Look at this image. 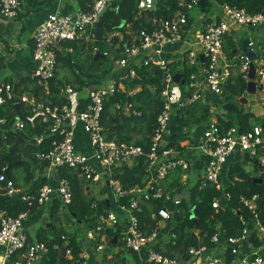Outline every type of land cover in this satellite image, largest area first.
Wrapping results in <instances>:
<instances>
[{"label":"built area","instance_id":"built-area-1","mask_svg":"<svg viewBox=\"0 0 264 264\" xmlns=\"http://www.w3.org/2000/svg\"><path fill=\"white\" fill-rule=\"evenodd\" d=\"M23 0H0V15L6 18L18 16ZM116 0H91L87 3L86 10L78 9L74 13L50 12L39 22L32 35L33 49L31 51L32 71L30 77L37 76L43 82L36 80L44 87V96L17 94L13 84L0 80V127L9 125V129L23 130L26 122L31 127L44 126L40 133L34 137L37 146L46 144L44 148H39L35 152V158L39 161L47 162L50 166L59 168L67 167L76 172L85 181L91 183L105 182L110 188H114V195L119 197V210L122 217H128V222L120 231L119 240L122 246L128 250L144 253L143 264H180L181 258L157 251L155 247L162 243H169L170 246H177L178 235L174 232H163L166 222L171 219L172 210L168 206H162L150 213L154 220V225L149 229V233H144L142 228L147 227L141 221L139 214L143 213L144 204L151 205L154 200L173 203L177 205L181 197L171 192L166 187L165 177L171 169L176 167L182 170L180 181L185 184L188 179V170L191 164L182 157L174 148L166 147V139L170 134L169 122L176 110L182 109L185 104H192L201 96L200 87L206 85L208 90L215 94L222 92V86L231 76V67L237 66L238 70L247 74L250 60L244 55H238L236 61L222 63V43L224 36L232 29L238 27H264L263 12H248L244 8L233 7L223 4L221 7V18L212 19V23L205 29L200 30L194 36L192 44H199L202 47L205 60H200V54L194 56L189 62H195L201 66V73L198 75L191 73L188 76L189 89L184 91L186 95L179 91V83L173 80L172 67L165 57L164 49L173 43H183L184 37L189 29V15L179 10L173 16L161 19L159 24L152 30L141 29L133 37L128 36L124 46L115 52L117 57L113 61L116 67L126 69L124 78L136 76L135 65L149 67L157 66L162 71L158 98L161 102L160 110L156 116L155 128L150 137L147 147L130 140H123L116 136H108L101 122V115L104 108V100L107 97L115 96L119 91L118 78H111L106 86H90L87 89L84 104L74 100L75 90L72 86L65 85L62 92L68 96V101L63 103L51 100L47 82L56 79L58 70L57 50L74 53L73 46L60 45L66 42H73L77 46L88 45V51L93 56L100 52L109 56L111 51H100L96 45L94 26L98 22V14L104 7H110ZM152 0H138L139 9H149ZM186 7L191 9L193 3ZM115 34V33H114ZM113 34V35H114ZM112 35L107 37L110 44ZM249 46L255 53L258 62L255 66V80L264 84V49L258 47L253 39H249ZM63 47V46H62ZM63 49V50H62ZM154 90V88H151ZM132 91V90H131ZM128 92L133 95L135 92ZM187 93H190L187 96ZM17 105V118L9 121L6 114L9 105ZM21 105H24L19 112ZM115 109H120L127 115L139 116L141 112L134 109L129 102H115ZM20 116V117H19ZM81 123L83 131L87 134L91 152H81L75 145L74 122ZM201 157L206 158L203 166L201 179L196 183L198 189L213 187L220 191L224 201H229L231 194L226 191L219 181V175L223 169L227 158L235 151L240 150L248 153L251 157L258 154L259 149H264V128L262 124H253L245 131H240L238 127L231 126L221 130L215 119H211L205 124L202 131L201 140L196 146ZM144 157L146 171L149 179L145 184H135L128 188H123L116 184L112 176V167L126 160L135 161L139 157ZM96 161L97 164H94ZM264 165V158L261 159ZM5 169V167L3 168ZM2 169V170H3ZM107 171V179L103 176ZM14 187L13 180L7 177L4 172H0V195H10ZM22 199L28 206L43 205L58 199L61 206H66L72 201V190L67 178H58L54 185L44 184L40 186L33 195L23 192ZM264 197L259 194L251 196L239 195V203L250 211L253 222L256 224V232L261 238L260 243L264 247V222H261L258 214L259 204ZM127 199V200H126ZM213 208L220 206V197H213L211 201ZM29 210L20 212L13 216L5 210H0V264H7L13 255L19 254L18 260L14 264H32L39 257L48 252L47 245L39 240L30 241L25 229L24 221L28 217ZM193 217V216H192ZM118 222V216L113 211L99 213L97 223L94 227L88 228L86 238L92 242L93 251L101 253L109 245L104 237V231ZM244 223V220H242ZM159 224L161 225L159 227ZM196 229V228H195ZM194 233L198 235V231ZM250 230L244 226L237 235H228L224 238L226 250L234 255L232 260L226 261L223 253L215 252L207 244L189 245L184 249L188 257L187 264H264V258L258 250L255 252L240 254V246L248 239ZM162 235V236H159ZM165 236V238H163ZM65 239V236L61 237ZM209 241L217 246L220 243L219 233L215 232ZM68 242V241H65ZM65 256L72 257L71 249L67 244H63ZM52 248V247H51ZM61 245L55 244L53 249L59 250ZM225 250V251H226ZM24 258L23 262H20ZM73 264H93L86 256L77 258ZM184 264V263H183Z\"/></svg>","mask_w":264,"mask_h":264},{"label":"trees","instance_id":"trees-1","mask_svg":"<svg viewBox=\"0 0 264 264\" xmlns=\"http://www.w3.org/2000/svg\"><path fill=\"white\" fill-rule=\"evenodd\" d=\"M55 0H46L39 4L49 3ZM78 5L81 9L86 10L88 8L87 3L91 0H77ZM138 0H116L110 7L105 11V13L99 18V35L95 40L94 45L98 47L100 51L108 50L112 51L114 45L119 43V48L121 49L128 40L127 31H132V33L137 34L141 29L146 31L152 30L157 26V22L163 19L165 16H173L177 11V7H180V11L184 12L188 9L187 4L192 3V0H158L157 6L154 11L150 9H139L137 7ZM183 3L182 5L180 3ZM36 3V1L34 2ZM223 4H228L233 7L244 8L248 12H263L264 13V0H202L201 5L197 6L193 3L191 9H196L197 11L206 14L218 13L221 11ZM37 5V4H36ZM175 8V11H173ZM174 12V13H172ZM153 18L156 22L153 24ZM189 18V17H188ZM219 19V18H217ZM116 32H120L123 38L119 41L114 35L111 37L110 44L106 41L109 35ZM33 44V40H32ZM67 45H74L73 42H66ZM33 46V45H32ZM84 47V44L82 45ZM81 48V47H80ZM33 49V47H32ZM31 49V51H32ZM91 50V46H88ZM236 49V44L234 39L229 35H225L222 43V50L228 59L234 58L237 54L233 52ZM118 52L119 50H113ZM90 59L91 64H89V69L84 70L82 65L77 63L78 59L75 55H70V53L62 52L57 50V61L61 68L71 71L75 75V80L79 84V88L83 85L85 79H82L85 75L87 77L93 78L96 73L93 70L102 66L103 63H109L107 68H102L100 70V76L104 75L105 78L108 76L115 75L113 61L117 57L115 54L112 59L105 57H98L93 60V56L90 54L87 56ZM170 65H172L170 63ZM31 67V65H30ZM194 68V66H193ZM235 68L237 66L235 65ZM192 68H189L191 70ZM126 70V69H125ZM136 76L132 79H124L123 83L125 85L123 90H119L115 96L107 97L104 100V108L101 115V122L103 126L109 128L111 123H119L122 120L123 125L129 126L130 129L128 134L120 135V139L131 140L133 134H137L140 131H144V139L137 140L135 143L142 145L144 148L150 141V137L155 128L156 116L160 110L161 102L158 98V91L160 89L162 71L155 65L149 67L135 65ZM32 68L27 67V75H24L17 82H12L14 90L17 94L22 93H32L39 96H44V87L39 84L36 80L30 77ZM90 71V72H89ZM172 71L175 73L174 69ZM113 72V75H111ZM57 74V72H56ZM56 77V76H55ZM183 77V74H181ZM104 78V79H105ZM117 78V77H115ZM66 77H64V80ZM185 82L187 78H184ZM184 82V84H185ZM179 83L181 85H184ZM247 77L245 73L238 72L235 76H230L222 86V92L219 94L220 100L225 99L229 102L232 107V114H228L224 111L225 116H216L215 119L217 125L221 130L228 129L231 126H236L240 131H245L250 129L253 124H259V120L251 113H243L238 107L237 103L234 102V97L241 96L246 91ZM49 89V94L53 102L63 103L64 98L58 96V87L63 86V81H58L50 79L47 82ZM138 90L133 95H128L127 93L134 89ZM151 88H154L152 90ZM182 89V94L186 95L184 88ZM129 102L132 104L134 109L139 110L141 114L139 116L127 115L120 109H112L114 102ZM198 101V100H197ZM192 104H185L182 109L176 110L169 122L170 129V139L166 142L165 146L169 148H174L178 151H182L183 147L180 146V142L190 139L192 135L200 133L205 128V124L211 120L210 118V105L209 103L201 102L199 103V108L196 106V102ZM221 106V104H220ZM9 121L15 120L17 117V109L14 105H9L6 111ZM219 115V114H217ZM20 117V116H19ZM254 119L252 123L251 119ZM26 125L29 122L25 121ZM197 125V127H195ZM38 126V125H36ZM44 126L40 125L32 129V132L36 134L42 131ZM27 129V127H26ZM114 129V128H113ZM17 133L9 129V125L0 127V172L7 166L6 162H14L19 160V165L25 163L22 159L23 155H31V152H35L39 148H44L46 144L40 147L33 144L25 142V139L17 137ZM112 137L115 135L108 134ZM117 137V136H116ZM192 141V139H191ZM35 152L32 158H35ZM248 154V153H247ZM7 158V161H5ZM36 159V158H35ZM198 167L201 168L206 163V158L201 157L197 161ZM18 165H13L8 168V172L4 174L13 180L14 187H17V180L12 173V169ZM58 176L59 178H67L71 185L72 190V201L70 204L66 205L64 208L70 214H73L75 218L80 221H84L88 228L94 227L97 223V215L101 212L106 213L109 209V205L106 199H101L99 201H94L90 198L88 194L84 191L83 179L76 174V172L67 167H59ZM182 170L178 167L171 169L165 177L170 179L171 183L167 186L171 189V192L181 190L182 183L180 181V175ZM249 176L247 172L243 169L240 164L235 163L229 169L227 173L228 184L225 187L226 191H229L231 198L229 201H224L222 193L213 187L198 189L197 185H193L190 188V193L187 199H181L180 203L173 205V203H165L161 200H154L148 207V204H144L143 213L139 214L141 221H144L147 227L142 228L144 233H149V229L154 225V220L150 217V213L155 211L157 208L162 206H168L172 210L171 219L166 222V226L163 232L169 231L174 232L178 235L177 246L172 247L169 243H162L155 247L157 251H162L165 254L176 257L177 255L184 259V264H187L188 257L184 253V249L189 245L207 244L209 247L214 246L209 238L215 232L219 233L220 242L228 235H237L240 233L241 229L246 226L250 232L248 236V241L254 246L259 244V239L255 236V231H253L252 223L253 216L248 211L247 208L239 203V195L251 196L253 194H259L260 196L264 193V179L262 182H252L246 181V177ZM31 177L28 176L26 181H29ZM114 180L116 184L123 188L131 187L135 184L143 185L149 179V173L146 171L145 158H137L131 165H122L115 170ZM40 186L42 183H38ZM173 190V191H172ZM36 189L32 186L30 191L25 193H34ZM0 196H5L0 195ZM213 197H220V206L218 208H213L211 206V201ZM127 200V199H126ZM56 206L59 202L55 200ZM56 206H53L51 210V217L56 216ZM37 208L34 203L32 206H28L27 202L22 199L21 195H13L7 198H0V210L7 211L10 215H17L22 211L29 210V214L32 213ZM259 219L264 222V197L262 198L258 207ZM28 214V215H29ZM193 216V217H192ZM244 220V223H242ZM56 221V220H55ZM116 230H112L110 227L104 231V237L110 247H115L120 245L119 234L122 227L120 225H115ZM120 227V228H119ZM195 228H200L198 235L194 233ZM51 230L52 239L47 235V231ZM80 228L74 233L69 234L67 237V247L71 249L72 257H67L65 255L59 256L57 249H51V242H56V244L61 245L60 235L64 232L62 228L56 229L55 226L41 228V231L37 234L38 240L45 242L49 245V256L45 259L47 264H71L75 261L78 254L81 252V237ZM116 236V243H112V238ZM162 236V235H159ZM66 241V240H65ZM111 252V251H110ZM116 256V255H114ZM225 260L229 261L234 258V255L230 254L229 251L224 252ZM13 257V256H12ZM106 258V254L103 259ZM111 261V260H110ZM100 264V263H99ZM111 264H128L125 258H119Z\"/></svg>","mask_w":264,"mask_h":264},{"label":"crops","instance_id":"crops-1","mask_svg":"<svg viewBox=\"0 0 264 264\" xmlns=\"http://www.w3.org/2000/svg\"><path fill=\"white\" fill-rule=\"evenodd\" d=\"M35 1H36V3H34ZM45 1L46 0H23L21 2V7H22V4L24 2H26V6L24 7V12L22 11L20 14H18V16H16V18H6V17H3L2 15H0V58L4 57V55H5L4 51L10 49L9 48V42L6 41V39H8V40L12 39L16 34H18L20 31H22L23 28H25V26L28 29V31L30 32V35L26 41V44L28 45V47H30L32 49V47H33L32 46L33 45L32 44V35L35 31V28H36L37 24L39 22H41L48 13H50V12H57V13H72L73 12L74 13L76 10L81 9L80 6L78 5L77 0H55V1H52L49 3L39 4V3L45 2ZM193 11L195 12L194 17H196V19H200L201 26L199 27V30H203L209 24H211L212 19H217V18L220 19L221 18V12H222V11H220L218 13L216 12L213 14H209L207 16L206 14H203L197 10H193ZM23 15H25L24 18H23ZM189 19H192V21H193V19H195V18H193L191 15H189ZM17 20H19V21L24 20V22L23 23L18 22ZM192 21H191V23H192ZM155 22H156V20H155V18H153V24ZM159 22H160V20L157 22V24H159ZM127 34L129 37H133L135 35L134 33H132V31H127ZM227 34H229L234 39L235 44H236V49L241 48V41L244 39H253L257 45L264 47V27L252 28V27L233 26L232 29ZM112 36H113V34H112ZM114 36L119 41L123 38V35L120 32H116L114 34ZM193 38L194 37L192 35L191 36L189 35V29H188V31L184 37L183 43H179V42L173 43V44L167 45L164 49L165 57L172 64L171 67L174 69L175 73L180 74V77H181V74H183V72H185V71L187 72L188 76L191 73H194V74L199 76V74L201 73V66L198 64V62H195L193 65H191L189 62L191 59H193L194 56H197V55L201 54V52H202V50H201V52H199V53H194L192 51V48H190L188 46V44H192ZM23 46H24V44H23ZM60 46L63 49L66 48L65 46H73V48H74L73 55H75L76 58L78 59L77 63L79 65H82L85 71H87L90 68L89 64H91V62H90V59L88 60V57H87L88 55H90V52L88 51L89 50L88 45H86L84 47L81 46V48H80V46H77V45H75L76 47H74V45H72V44L67 45L66 43H63V45H60ZM113 48H114L113 50H116V49L119 50L120 49L119 43L114 45ZM190 49H191V51H190ZM30 53H31V51H30ZM114 54H115L114 51L110 52L111 57ZM182 55H186V60H184V59L183 60L186 61L187 63L184 64V66L179 65L180 59L183 57ZM235 58H236V56H234L233 60ZM84 61H85V63H83ZM227 61H232V59H228L222 50L221 62L224 63ZM28 65H29V68H32L31 55H25L23 57L22 56L16 57V62L15 63L11 62V67H10L11 69L10 70L12 73V77H9V76H7L9 69L5 70L4 62H3V60H0V76L2 77V78L0 77V79L8 81L11 84H13L12 82L19 81L20 78H22L24 75L28 76V74H27ZM30 65H31V67H30ZM193 66H194V68H193ZM101 67L102 66L93 70V72L96 73V75L93 76V78L90 79V77H87V75L82 77V79H85L84 81H86V82L83 83L81 88H79V84L75 80L74 73H72L69 70H66L65 68L58 69L55 80H58L61 82L63 81V86L58 87V89H59L58 96L64 98L65 101H68V96L62 92V89L65 87V85H69V86H72L73 89L75 90V93L73 94L74 100L76 98V100H78L79 103L84 104L88 87H90V86H106L108 81L111 78L117 77L119 80V88H120L119 90H123L125 87L123 80L124 79H127V80L132 79L130 77L124 78V73H126L125 68L116 67V66H114V70H117L118 68H120V69H118L119 70L118 74H115L111 77L108 76L105 79L104 78L101 79L100 78ZM189 68H192V69L189 70ZM230 69L232 72V74H231L232 76H235L239 72L238 69L235 68L234 65ZM64 77H66L65 80H64ZM181 79H184V78L181 77ZM255 83H256V90L253 93L247 92V90H246L243 95L234 97V102L237 103L238 107L242 110L243 113L251 112L257 118L260 115H264V84L262 85L258 81H256ZM137 90H138V88L137 89L134 88V89H132V91L131 90L130 91L135 92ZM180 90H181V88H179V91ZM257 90H260V91L257 92ZM84 92H85V94H84ZM257 93L259 94L258 96H257ZM24 94L34 95L32 93H24ZM200 94H201L200 98H203L204 103L206 102V103H209V105H210V118L211 119H217V117H215L214 114H216V116H222V117L225 116L224 111L221 108L219 110H216L217 107H219L218 105L220 104L219 94H215V93L210 92L208 90V88L206 87V85H204V84H202L200 87ZM50 97H51V95H50ZM242 97L246 98L245 103L240 102V99ZM217 103H219V104H217ZM111 108L114 109L113 105ZM19 112L22 113L21 108H19ZM217 114H219V115H217ZM254 119L253 118L251 119L252 123H255V122H253ZM111 126H112V128L104 126V129L106 130L107 134L115 135L118 138H120L119 137L120 135L128 134L127 132L130 129L129 126L123 125L122 120L119 123H111L110 127ZM26 127H27V129H26ZM36 127H38V126H36ZM36 127H31V125L29 123L25 126V128L23 130L20 131L23 134L22 139H25L26 144L27 143H31V144L34 143V137L36 135V132L35 133L32 132V129H34ZM195 127H197V125H195ZM25 131H26L27 135L24 134ZM74 133H75L76 148L81 152L90 153L91 148H90V142H89L88 136L83 131L81 123H79L77 121L74 122ZM143 133H144V131H140L137 134H133L130 141L135 142L137 140H143L144 139ZM128 135H130V133ZM31 138H33V139H31ZM191 139H192V141H191ZM200 140H201V135H200V133H197V134L192 135V137L190 139H187V140L180 142V146L183 147V150L179 153L182 157L187 159L189 161V163L191 164V166H189V170L187 172L188 173V179H187L186 183L182 184L181 190L175 191L176 192L175 195L178 194L182 199L188 198V195L190 193V188L193 185H195L201 179L202 174H203V167L199 168L197 166L198 165L197 161L199 160L200 155L197 152L196 146L198 145ZM28 156L32 158V154L28 155ZM263 158H264V149H259L258 154L254 157H251L249 154H247L243 151L235 150L227 158V161L224 163L223 169L219 175V181L221 180L220 182H222V185L224 188L227 186V184H228L227 173H228L229 169L232 167V165H234L235 163L240 164L243 168H244L245 163L248 164L249 169H250L249 171L252 172V174L249 175V177H261L262 176L261 173L264 169V165H262V163H261V159H263ZM240 161L244 162V164L243 163L241 164ZM133 162H134L133 160H126V161L121 162L118 165L113 166L112 167V173H111L112 176L114 177V173H115V170L117 168H119L120 166L125 165V164L131 165ZM93 163L97 164L96 161H93ZM13 165H18L12 169V173L15 176L18 185L20 184L21 180L26 182L25 181L26 178L28 176L31 177L29 179V181L26 182L25 185H23L19 188H16L17 191H21V190H23L22 192L30 191L32 189V186L35 189H37L38 187H40V185L38 183H42V185H44V184L54 185L59 178L58 170L56 167L50 166L47 162L39 161L35 158H33V160H32V167L26 166L25 163L20 166L19 162H16V161L12 162L11 166H13ZM97 166L100 167L99 164H97ZM107 174H108L107 171L104 172V174H103L105 179H107V177H108ZM101 183L102 184L98 187L99 188L98 196L94 197L93 187L96 186V183H91V182H87L84 180L83 184H84L85 193L88 195L92 194L90 197L92 199H94V201H96V202L101 200V199H106L107 203L109 205L108 210H111V208L116 209L115 204H117V206H118V199L115 197V195H112V192L110 191V187L106 184H103L105 182H101ZM170 183H171V180L166 179L164 184L167 187L170 185ZM36 184H38L37 188H36ZM55 200L58 201V199L54 198L49 203H46L43 205H37V208L32 213H30L28 215V217L25 219L24 229H25V232H26L29 240L30 241L38 240L37 234L41 231V228H47V227H51V225H53L56 227V229L62 228V230L64 231L59 236L60 241H62L61 246H63L64 243L67 244V242H65V240L67 241L66 236H68L71 233H74L77 230V228H80L81 231H80L79 236L81 237V240H82L81 252L78 254L77 257H79V258L84 257L85 252L88 251V252H92L96 257H98L100 259L104 258L105 254H103L102 252L96 253L93 251L92 247H93L94 242H92L86 238V231L88 230V227L84 221L78 220L77 218H75L74 215L71 214L73 216L72 223L77 228L75 231H72L71 233L65 232V230L68 229V228H66V227H68V225L63 226L64 225L63 222H65L64 213L69 214V215H70V213L68 211H66L64 206H61L59 201H58L59 205L56 206ZM53 206H56L55 208L57 209L56 213H55L56 216L54 218L51 217V210H52ZM116 214H118L121 218H123L120 211H119V213H116ZM252 228H253V231H255V236H256V233H257L256 232V224L254 222L252 223ZM84 230H85V232H84ZM195 230L197 232L198 230H200V228H196ZM47 235L49 236L50 239L53 238V236H51V230L47 231ZM62 236H65L66 238L62 239L61 238ZM163 238H165V236ZM256 238H257V236H256ZM86 242H87V244L84 245V243H86ZM89 242L92 244L89 245ZM51 243H52L51 249L53 250V246L56 244V242L53 241ZM47 247H48V249H50L49 245H47ZM120 247H123L122 243L120 245H116L115 247L108 246L107 248H109L110 251H113V254L116 255L114 253V251L119 253ZM211 248H213V250L215 252H219V253L224 254V252L226 250L224 240L221 241L217 246H212ZM124 249H126V248H124ZM126 250H128V249H126ZM256 250H258L264 258V247H262L260 241H259V244L257 246H254L247 239L240 246V254L241 255L251 253L252 251L255 252ZM128 251H131V250H128ZM49 252H50V250H48V252L45 255H43L42 257H39L32 264H47L44 261L50 255ZM131 252L134 254V256L131 259V262H128L127 260H126V262L128 264H143L142 258L144 257V253H142V252L137 253L134 251H131ZM62 255H65L64 252ZM18 258H19V254L13 255V257H11V259L7 262V264H14V261L18 260ZM106 258H109V260L113 259L112 255L109 256V254L106 255ZM20 260H21L20 262H23L24 258H21ZM92 261H98V260L93 259V260H91V262ZM98 262L100 263V261H98ZM98 262H96V263H98Z\"/></svg>","mask_w":264,"mask_h":264},{"label":"rangeland","instance_id":"rangeland-1","mask_svg":"<svg viewBox=\"0 0 264 264\" xmlns=\"http://www.w3.org/2000/svg\"><path fill=\"white\" fill-rule=\"evenodd\" d=\"M181 5L183 4V3H180ZM26 6V2H24L23 4H22V7H21V9H20V12H19V14L23 11L24 12V7ZM194 10H196V9H194ZM185 13H187V14H189V15H191L193 18H195V19H193V21H192V23H189V35L191 36H195L196 34H197V32H199L200 30H199V27L201 26V23H200V19H196V17H194V14H195V12L193 11V9L191 10V9H187L186 11H185ZM25 17V15H23V18ZM14 18H16V17H14ZM18 22H24V20H21V21H19V20H17ZM29 35H30V32L28 31V29L26 28V26H25V28H23V30L22 31H20L18 34H16L12 39H6V41H8L9 42V48L10 49H8V50H6V51H4V57L3 58H0V60H3V62H4V67H5V70H8V75L7 76H9V77H12V73H11V62H13V63H15L16 62V57H23V56H25V55H31V53H30V51H31V48L30 47H28V45L26 44V41H27V39L29 38ZM23 44H24V46H23ZM188 46L190 47V48H192V51L194 52V53H199V52H201V50H202V47H201V45H199V44H188ZM258 47H262L263 49H264V47L263 46H260V45H257L256 46V49H259ZM113 51V50H112ZM190 51H191V49H190ZM115 55V54H114ZM113 55V56H114ZM110 56V55H109ZM113 56H112V58H113ZM183 57L180 59V63H179V65H181V66H184V64H186L187 62L186 61H184V60H186V55H182ZM112 58H110V59H112ZM190 58V57H189ZM184 59V60H183ZM191 59V58H190ZM15 61V62H14ZM83 63H85V61L83 62ZM109 63H103L102 64V67L103 68H107V65H108ZM256 66L258 65V62L256 61L255 63H254ZM113 67H114V65H113ZM176 67V66H175ZM58 69H61V67H60V65L58 66ZM118 69H120V68H118ZM114 70V73L115 74H118L119 73V70ZM117 71V72H116ZM112 74L111 75H113V72H111ZM125 74V73H124ZM1 77V76H0ZM2 78V77H1ZM100 78L101 79H103V78H105V76L104 75H102V76H100ZM183 78H187V81L185 82V84L184 85H181L182 87H179V88H184L185 90H188L189 89V86H188V74H187V72L185 71V72H183ZM1 80V79H0ZM182 90V89H181ZM258 91H260V90H257V92ZM84 94H85V92H84ZM259 94L257 93V96H258ZM246 99V98H245ZM197 101V100H196ZM201 102H204L203 101V98H200L195 104H196V106H197V108H199V103H201ZM217 104H219V103H217ZM240 105V104H239ZM23 106L24 105H21V109L23 108ZM219 107H217V109L216 110H219L220 108H221V106H220V104L218 105ZM224 111V110H223ZM213 115V114H212ZM215 115V117H216V114H214ZM213 115V116H214ZM257 120H259L258 122H260L259 124H262L263 122H264V115H260L259 117H257ZM24 134L25 135H27V133H26V131L24 132ZM143 137H144V135H143ZM31 139H33V138H31ZM34 152H35V150H33L32 152H31V154L33 155L34 154ZM22 159H24V161H25V165L26 166H29V167H32V160H33V158H31V157H29L28 155H23L22 154V157H21ZM240 163L242 164H244V162H241L240 161ZM244 170H245V172H247L249 175H251L252 174V172L251 171H249L250 169H249V165L248 164H244V168H243ZM254 174V173H253ZM20 178V177H19ZM26 181V180H25ZM221 181V180H220ZM27 182V181H26ZM26 182H24L23 180H21L20 181V184L18 185L17 184V187L19 188V187H21V186H23V185H25L26 184ZM221 183V185H222V182H220ZM102 183L101 182H99V183H96V186H92L93 187V195H94V197L95 196H98V190H99V186L101 185ZM103 184H105V183H103ZM223 186V185H222ZM38 187V184H36V188ZM39 188V187H38ZM38 188L36 189V191L34 192V193H32L33 195L37 192V190H38ZM21 191H23V190H21ZM110 191L112 192V195H114V192H115V189L113 188H110ZM24 192H27V191H24ZM92 195V194H91ZM91 195H89V196H91ZM91 198V197H90ZM118 199H119V197H118ZM119 204H120V201L118 200V206H117V204H115L116 205V209L115 208H111V210H108V211H113V212H115V213H119ZM73 215V214H72ZM71 214L69 215V214H65L64 213V219H65V222H63V226H65V225H68V227H66V228H68L67 230H65V232L66 233H71L72 231H75L76 230V228L77 227H75L74 225H73V223H72V220H73V216H72ZM117 216H118V222L116 223V224H114V225H112V226H110V228L112 229V230H116L117 229V227L115 226V225H120V227H122V225L125 223V222H128V217H126V221H125V218L123 217V218H121L118 214H117ZM161 225L159 224V227H160ZM119 227V228H120ZM84 232H85V230H84ZM256 236H257V238L259 237V234L258 233H256ZM259 240H261V238H259ZM119 243H121V240H119ZM87 244V242L86 243H84V245H86ZM90 244H92V243H90L89 242V245ZM119 247V246H118ZM125 247H120V250H119V253L118 252H115L114 251V253L116 254V256H114V254H113V251H111L110 252V250H109V248H106L105 250H103L102 251V253L103 254H106V255H108L109 254V256L110 255H112V257H113V259L110 261L109 260V258H105V259H103V258H98V257H96L92 252H85V256H86V258L87 259H89V261L91 262V260H93V259H96V260H98V261H100V264H111V263H113L115 260H119V258H125L128 262H131V259L133 258V256H134V254L131 252V251H128V250H126V249H124ZM126 251V252H125ZM78 258V257H77ZM76 258V259H77ZM92 258V259H91ZM75 259V260H76ZM98 261H92L91 263H93V264H99V262ZM96 262H98V263H96ZM71 264H73V262L71 263Z\"/></svg>","mask_w":264,"mask_h":264},{"label":"water","instance_id":"water-1","mask_svg":"<svg viewBox=\"0 0 264 264\" xmlns=\"http://www.w3.org/2000/svg\"><path fill=\"white\" fill-rule=\"evenodd\" d=\"M152 1L153 2H152V4H151V6H150L149 9L151 11H154L156 9L157 1L158 0H152ZM201 1L202 0H196L195 4L197 6H199V5H201ZM106 10H107V7H104L101 10V12L98 14V18H100L105 13ZM178 10H180V7L179 6L177 7V11ZM173 11H175V8H174ZM172 13H174V12H172ZM169 17H170V15H167V16L164 17V19L169 18ZM94 31H95V36L98 37V35H99V23L98 22H96V24L94 26ZM233 52L236 53V54H238V55H244V56L247 57L248 60H250L249 69H248V72L246 74V76H247L246 90H247V92L253 93L256 90V83H255L256 81H255V66H254V64H253L252 61L256 58L255 57L256 55H255L254 51L251 49V47L249 46V39L242 40L241 41V48L240 49H234ZM98 57H102L103 58L104 55L102 53H100V52H97L93 56V59L95 60ZM108 58H112L111 55L108 56ZM200 60L202 62L205 60V57H204V54L203 53L200 54ZM31 78L34 79V80H39V81L43 82V80H41L37 76H32ZM173 80H174L175 83L184 84V82H185L184 79H181L179 73H174L173 74ZM189 94L190 93H187V96H189ZM240 102L245 103L246 102V99L244 97H242L240 99ZM220 104H221V109L222 110H224L226 113H228L230 115L232 114L233 110H232L231 104L229 102H226L225 99H221L220 100ZM15 107L17 108V105L16 104H15ZM262 127L264 128V122L262 123ZM16 133L18 134L17 137L23 138L22 132H20L19 130H16ZM166 139L169 140L170 139V136H167ZM5 161H7V158H5ZM16 162H19V161H16ZM6 163H7V166L5 167V169L1 170V171L5 172V173L8 172V168L12 165L11 162L10 163L9 162H6ZM261 175H262L261 177H249L248 176V177H246V181L247 182H249V181L258 182V183L259 182H262L263 179H264V169H263ZM18 194L19 195H23V192L22 191L13 190L10 195L0 196V198H7V197H10V196H13V195H18ZM112 243L113 244L116 243V236H114L112 238ZM63 247L64 246H61V248H59V250H58V255L60 257L63 256L62 255L63 254ZM179 263L180 264H183L184 263V259H181L179 261Z\"/></svg>","mask_w":264,"mask_h":264},{"label":"clouds","instance_id":"clouds-1","mask_svg":"<svg viewBox=\"0 0 264 264\" xmlns=\"http://www.w3.org/2000/svg\"><path fill=\"white\" fill-rule=\"evenodd\" d=\"M238 55H236V58H237ZM236 58L234 60H232L231 62H234L236 61ZM254 64V63H253ZM238 69V68H237ZM239 71V70H238ZM247 77V76H246ZM256 81V80H255ZM262 84V83H261ZM263 85V84H262Z\"/></svg>","mask_w":264,"mask_h":264}]
</instances>
